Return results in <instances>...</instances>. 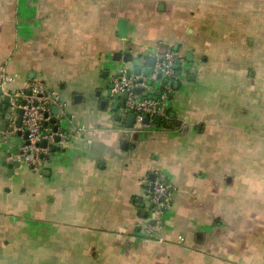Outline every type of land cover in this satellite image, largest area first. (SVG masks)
<instances>
[{"label":"crops","instance_id":"obj_1","mask_svg":"<svg viewBox=\"0 0 264 264\" xmlns=\"http://www.w3.org/2000/svg\"><path fill=\"white\" fill-rule=\"evenodd\" d=\"M263 29L264 0H0L3 91L42 81L73 135L37 172L0 139V264H264ZM158 47L185 71L133 133L112 82ZM156 174L174 194L148 235Z\"/></svg>","mask_w":264,"mask_h":264},{"label":"built area","instance_id":"obj_2","mask_svg":"<svg viewBox=\"0 0 264 264\" xmlns=\"http://www.w3.org/2000/svg\"><path fill=\"white\" fill-rule=\"evenodd\" d=\"M156 63L154 67L142 69L140 74L134 76L128 75L122 71L120 75L113 79L111 93L113 96L122 97L128 94L125 107L122 110L123 116L135 115V124L131 131L138 133L141 130H151L158 127L161 120L168 119V104L172 94V83L179 78V72L176 66L179 65V59L176 53L169 48L161 51L160 48L154 52ZM159 76L162 80L159 81ZM15 77H4L0 88L12 83ZM171 81L170 85L165 82ZM160 90L159 97L150 96L156 90ZM140 90L142 93H136ZM22 99L24 104L20 108L24 111L23 124L21 131L23 136L28 134V141L18 144V156L10 157L11 162L24 159L23 164L34 172L40 171L45 162L50 159L56 150L65 148L67 141L73 137L72 132L65 133L59 123H52L54 118L53 109H60L58 119L63 116L65 105L61 102L59 96L42 81L35 80L28 82L25 88L15 92L12 104L17 105L18 100ZM148 119V122L146 120ZM57 129V130H55ZM16 131H18L16 129ZM10 133H3L1 141L3 144H9ZM23 138V137H22ZM29 142V144H27ZM46 146L43 147L42 143ZM153 183V192H149L147 200L149 202V219L146 227V234L153 235L160 233L164 228V219L166 212L171 208L173 201L174 187L171 186L163 174H156ZM148 184L152 183L148 180ZM184 242L183 238H180Z\"/></svg>","mask_w":264,"mask_h":264},{"label":"water","instance_id":"obj_3","mask_svg":"<svg viewBox=\"0 0 264 264\" xmlns=\"http://www.w3.org/2000/svg\"><path fill=\"white\" fill-rule=\"evenodd\" d=\"M128 26L129 23L126 20H120L118 22V33H119V37L121 39H126L128 36ZM190 57V56H189ZM144 65L147 66L148 68H152L154 67L155 63H156V57L154 55H147L145 57H139V61H143ZM131 61V60H130ZM190 61V59H189ZM132 62V61H131ZM176 70L180 73L183 70L185 71V69L181 66V65H177L176 66ZM142 72V68L138 67L136 69V74H140ZM162 80V77L159 76V81ZM167 85L171 84V81H166L165 82ZM179 87V83L176 82L175 83V89H177ZM0 93L3 96V101L1 102V106H0V139L3 135V133H10L12 136V144L18 142V138H22L25 141H28V134L26 133L23 136V133L21 131L22 128V124H23V115H24V111L20 108V105H23L24 102L22 99L18 100V103L16 106H14L12 104V99L15 97V93H5V91H3V89H0ZM136 93L141 94L142 92L140 90H137ZM161 93H159L160 95ZM110 100H113V96L109 97ZM122 99L124 100V102L121 104V107L124 108L125 107V103L128 99V94H124L122 96ZM120 106V103H115V110L117 111L118 108ZM60 109L58 107H54L53 109V114H54V118L52 119V123L57 124L59 123L61 125L60 120L57 118L59 115ZM156 120L158 122H161V118L157 117ZM146 122H148V119L146 120ZM135 124V115L131 114L127 117V123H126V127L128 129H132L133 126ZM16 129L18 131H16ZM57 130V129H55ZM27 144H29V142H27ZM15 145V144H14ZM42 146L45 147L46 143L43 142ZM12 153H9V157H11ZM23 161L24 159L22 158L20 161H14L13 163L9 164L8 162H6L4 165L7 166H12L13 170L12 172H14L16 169L21 168V166L23 165ZM156 176L153 175L150 177V182L152 183L151 188H150V192H153V183L155 181Z\"/></svg>","mask_w":264,"mask_h":264},{"label":"trees","instance_id":"obj_4","mask_svg":"<svg viewBox=\"0 0 264 264\" xmlns=\"http://www.w3.org/2000/svg\"><path fill=\"white\" fill-rule=\"evenodd\" d=\"M166 123H167V121L163 122V120L161 122H159V124H161V125H166Z\"/></svg>","mask_w":264,"mask_h":264},{"label":"rangeland","instance_id":"obj_5","mask_svg":"<svg viewBox=\"0 0 264 264\" xmlns=\"http://www.w3.org/2000/svg\"><path fill=\"white\" fill-rule=\"evenodd\" d=\"M263 30H264V29H263ZM263 33H264V32H263ZM129 57H130V58H129L128 60H133L134 58H136V57H134V56H130V55H129Z\"/></svg>","mask_w":264,"mask_h":264}]
</instances>
